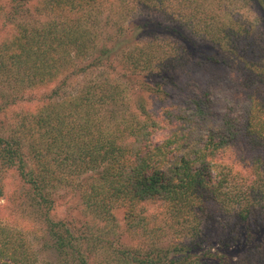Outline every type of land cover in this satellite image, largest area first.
<instances>
[{
  "label": "trees",
  "instance_id": "16d2710c",
  "mask_svg": "<svg viewBox=\"0 0 264 264\" xmlns=\"http://www.w3.org/2000/svg\"><path fill=\"white\" fill-rule=\"evenodd\" d=\"M24 3L0 0V17L6 4L13 10L0 36V199L9 198L5 179L18 178L23 191L12 204L41 223L42 248L54 256L42 259L0 222V264H264V0H37L30 16ZM248 4L257 18L240 16ZM106 7L118 20L97 48L94 13ZM137 11L207 41L215 52L199 65L236 81L189 79L167 103L163 79L177 85L168 77L187 70L190 54L148 34L168 28L161 22L124 25ZM152 76L162 80L142 82ZM34 90L37 101L24 108L23 93ZM159 131L165 138L155 142ZM240 143L251 152L244 172L225 162ZM58 189L75 200L63 219L53 212ZM217 212L231 220L221 246L237 239L248 251L238 262L203 250L201 216ZM124 231L136 245L122 243Z\"/></svg>",
  "mask_w": 264,
  "mask_h": 264
},
{
  "label": "rangeland",
  "instance_id": "374dc122",
  "mask_svg": "<svg viewBox=\"0 0 264 264\" xmlns=\"http://www.w3.org/2000/svg\"><path fill=\"white\" fill-rule=\"evenodd\" d=\"M37 0H25L24 3V9L26 10V15L30 16L33 14L35 4ZM239 1V0H238ZM248 8L246 9L245 6V12L241 11L240 16H244L245 18H250L254 19L257 18L261 12L259 9L254 8L251 6V4H248ZM28 10H30L28 12ZM4 17H0V36L3 35V33L7 32L8 29L11 28L12 25L7 26L6 24L8 21H11L12 19V11L10 9L9 4H6L4 6ZM147 18H149L151 21H157L161 22L162 25L168 26L167 29H164L165 26L163 27V30L159 29H153L152 32H149L148 34H153L159 39H166L169 43H174V47L177 48V50L180 53H189V64L185 70V68H181L180 70H175L171 72V76L168 78H173L174 82L177 83V85H174L173 82H169L168 80L163 79V88L169 93L168 96V101L167 103L170 102H175V104L178 102L180 99V90L185 91L184 85L185 83L188 82L189 79H196L195 83L198 84L199 86L204 87L207 83V80L209 77H211L215 73H220L224 75L225 77L227 76L229 80L236 81V78L233 73H226L224 69H220L218 66L215 65H199L200 61H203V57L205 55H210L212 52H215V49L205 40H200L197 38L194 34L190 33L188 29L186 28H179L177 23H174L172 21H169L164 19L160 14H155L153 13L151 16L144 12V11H137L130 13L128 15V20L124 24L128 23H133L134 25H142ZM6 19V20H5ZM94 30H92L93 33H97V38L95 39L96 42L94 43L97 48L102 46L104 44L106 38L113 36L115 32V27H116V22L118 20L117 15L115 10L108 9L106 7L105 9L102 8L99 12L94 13ZM116 19V21H114ZM123 20V19H122ZM120 20V21H122ZM146 28H152L151 25L147 26ZM178 28V29H177ZM95 31V32H94ZM162 31V32H161ZM136 32V31H135ZM142 33V32H141ZM181 34L184 38L178 36ZM131 37V34H129L125 40H128V38ZM147 39V40H146ZM153 37L149 36L146 37L144 36L141 41H152ZM124 40V38H123ZM128 45V44H125ZM114 65L116 67V72L117 73H122L120 69V65L116 59H114ZM194 65H193V64ZM98 71L93 72V74H89L88 76H95L98 75ZM88 77H80L78 79H75L73 82L72 87L74 88L76 84H83L85 81H87ZM159 79L162 80V78L158 76H152L151 78L149 77L144 78L142 82L146 83H154L155 81H158ZM134 91V87L132 89ZM132 91L130 93H132ZM130 93L128 94L130 96ZM137 94V93H136ZM136 94L134 96L136 97ZM144 95V94H141ZM37 96H38V91H25L23 93V98H25L22 102V106L24 108L31 107L32 105L35 104L37 101ZM31 100V101H30ZM213 113H217L216 110H213ZM166 132L165 131H159L157 134L153 136V140L155 142H161L165 138ZM251 152L249 151L248 147L244 146L243 144H239L237 147L231 148L227 156L225 157V162L226 163H237L238 169L241 172H244L242 170V163L243 161H247L248 158L250 157ZM22 184L19 181L18 178H13L8 177L4 181V187H5V194L6 198L8 199L7 203L5 199H0V222L1 223H6L8 226L16 229L23 235L28 241H30L33 245L34 248L39 251V255L41 256L42 259H48V260H53V253H51L50 250H46L45 247L42 248V242H43V230H42V225L38 221H36L35 216L33 214L27 215V213L21 214L18 208L16 207V204H12V200H14L17 195H21V192L23 191V188L21 187ZM22 189V190H21ZM13 196L11 198L10 196ZM55 200L57 201V207L54 212V216L57 219H63L66 216L73 215L75 214L74 209H75V200H72L70 192L65 191L62 189H58L56 194H55ZM6 206V208H3ZM149 210L155 209L156 205H148L147 206ZM118 219L120 220V223L122 222V214L121 212L117 213ZM202 219V224L200 228V232L204 235L205 237V242L203 243V250L205 249H210V251L213 253H219L221 255H225L231 263L238 262L248 254V251L246 248H243L242 246H239L236 244L238 241L231 242L229 248H223L221 246L223 243L222 240L224 238L227 239L231 232V220L230 222H225L226 220L223 219V216L217 212L215 215L211 216L208 215ZM241 236V235H240ZM167 239L168 236L166 237ZM164 240L163 242L168 240ZM121 241L123 244L126 246H133L136 245V240L134 237L128 235L127 232L124 231L121 235ZM257 242L259 245L257 247L260 250H264L263 248V243H264V233L260 234L259 238L257 239ZM256 243V242H255ZM233 245V246H232ZM237 245L238 247L234 246ZM45 249V250H44ZM45 251V252H43Z\"/></svg>",
  "mask_w": 264,
  "mask_h": 264
}]
</instances>
